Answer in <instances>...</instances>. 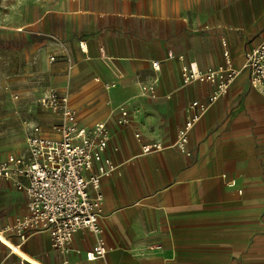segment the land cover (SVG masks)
Wrapping results in <instances>:
<instances>
[{"label":"crops","instance_id":"0c3cea01","mask_svg":"<svg viewBox=\"0 0 264 264\" xmlns=\"http://www.w3.org/2000/svg\"><path fill=\"white\" fill-rule=\"evenodd\" d=\"M244 7L210 16L189 14L179 0H11L0 15V33L10 29L0 52L25 56V93L40 99L57 90L82 127L107 124L103 157L115 170L101 185L99 223L109 252L94 262L86 254L96 238L85 230L67 254L44 232L20 245L13 228L27 198L0 179V264H264V96L243 70L246 54L264 39V8ZM226 43L237 50L231 59L241 73L202 114L188 157L176 146L178 133L190 103L206 102L214 87L184 86L177 58L216 68ZM156 78L155 90L143 91ZM38 99L40 115L21 123L25 147L0 153V164L26 152L25 121L53 136L60 118ZM154 143L162 151L143 154Z\"/></svg>","mask_w":264,"mask_h":264},{"label":"built area","instance_id":"2783aa9c","mask_svg":"<svg viewBox=\"0 0 264 264\" xmlns=\"http://www.w3.org/2000/svg\"><path fill=\"white\" fill-rule=\"evenodd\" d=\"M80 47L84 49V43ZM173 58V55L168 56V59ZM177 60L182 63L184 86L203 83L214 87L206 102L190 103L189 116L178 133L176 146L190 157L187 149L190 134L207 108L228 95L241 70L234 66L228 54L222 64L207 70H202L196 62L185 64L183 57ZM50 61L53 63L56 58ZM152 69L160 72L161 62H153ZM243 70L248 72L252 87L264 96V39L246 54ZM156 83L157 78L151 85L144 86L143 91L153 92ZM37 104L60 119L52 126L53 136L45 135L39 124L25 121L26 152L21 156L11 155L0 164V179L13 184L27 198V213L17 220L13 232L20 245L25 244L31 234L44 232L50 237L54 250L67 254L74 236L85 230L96 238L86 259L91 262L103 259L109 248L99 223L104 202L101 185L115 170L114 164L103 157L111 141L109 128L102 122L91 129L82 127L68 96L57 90H50ZM125 116L126 112L122 114V124L126 123ZM162 149L161 143L142 146L143 154Z\"/></svg>","mask_w":264,"mask_h":264},{"label":"rangeland","instance_id":"374dc122","mask_svg":"<svg viewBox=\"0 0 264 264\" xmlns=\"http://www.w3.org/2000/svg\"><path fill=\"white\" fill-rule=\"evenodd\" d=\"M180 3L186 6L189 14L196 12H205L210 16H216L217 11L226 10V12H233V10L245 6L248 10L259 11L264 8V0H179ZM11 0H0V15L6 12ZM3 27L2 24H0ZM0 33V36H5L10 29ZM228 36V35H227ZM252 42L247 39L246 47ZM235 52L237 50H234ZM233 50L228 43L223 53L224 55H233ZM238 52H242L241 50ZM25 56L22 52L2 51L0 52V153L11 154L19 153L25 147V136L22 130V121L25 118H33L37 112L35 101L38 96L27 95L24 88V79L28 82L26 77V65L24 64ZM26 77V78H25ZM19 96L18 100L15 96ZM40 118V117H39ZM43 130L46 128L41 124Z\"/></svg>","mask_w":264,"mask_h":264}]
</instances>
